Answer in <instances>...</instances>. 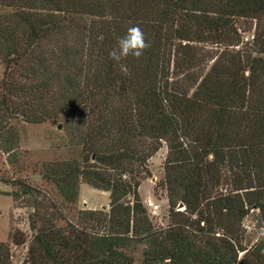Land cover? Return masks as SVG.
I'll use <instances>...</instances> for the list:
<instances>
[{
    "label": "trees",
    "instance_id": "obj_1",
    "mask_svg": "<svg viewBox=\"0 0 264 264\" xmlns=\"http://www.w3.org/2000/svg\"><path fill=\"white\" fill-rule=\"evenodd\" d=\"M0 7V150L17 162L18 123L47 121L80 150L43 164L55 195L24 181L9 192L33 208V234L0 240V264L13 244H28L30 264H264L244 224L253 211L264 226V0ZM238 18L257 20L253 41ZM135 25L151 47L110 59ZM164 146L170 221L158 226L139 188ZM82 182L109 192V211L76 209Z\"/></svg>",
    "mask_w": 264,
    "mask_h": 264
},
{
    "label": "rangeland",
    "instance_id": "obj_2",
    "mask_svg": "<svg viewBox=\"0 0 264 264\" xmlns=\"http://www.w3.org/2000/svg\"><path fill=\"white\" fill-rule=\"evenodd\" d=\"M5 11L4 8L0 7V13ZM236 22L241 33L256 35V19L238 18ZM4 68L0 59V77L4 72ZM18 129L21 140L17 162H10L8 156L0 150V240L2 241L9 240L11 232L15 229L24 231L29 237L33 234L29 223V215L33 208L26 205L24 198H20L16 202L9 192L18 190V182L24 181L33 186L50 190L55 195L54 185L45 181L41 175L43 164L78 158L80 153L79 148L72 144L65 127L57 122H20L18 123ZM166 155L167 148L164 146L149 160L151 176L143 178L139 188L150 216L158 226H167L170 221L169 201L166 191L157 186L164 176ZM2 179L8 181L4 182ZM148 200L158 203L160 209L155 213L152 212L147 204ZM109 201V192L96 189L82 182L79 201L75 207L76 209L109 211L111 208L108 206ZM65 212H67V209H65ZM257 218L258 214L252 211L244 221L247 238L252 239L253 242V237L247 229L252 224L259 227ZM11 252L12 264H30L28 263V244H13Z\"/></svg>",
    "mask_w": 264,
    "mask_h": 264
},
{
    "label": "clouds",
    "instance_id": "obj_3",
    "mask_svg": "<svg viewBox=\"0 0 264 264\" xmlns=\"http://www.w3.org/2000/svg\"><path fill=\"white\" fill-rule=\"evenodd\" d=\"M150 47L151 43L147 40L141 27L130 26L124 35L117 38L115 46L109 52V57L117 63L129 56L139 59ZM247 230L255 243L264 242V226L257 227L252 224Z\"/></svg>",
    "mask_w": 264,
    "mask_h": 264
},
{
    "label": "built area",
    "instance_id": "obj_4",
    "mask_svg": "<svg viewBox=\"0 0 264 264\" xmlns=\"http://www.w3.org/2000/svg\"><path fill=\"white\" fill-rule=\"evenodd\" d=\"M255 35L254 34H244L243 33V42H250L253 41ZM147 204L152 212H157L160 209V205L158 203H155L152 200H148ZM110 207V205H108Z\"/></svg>",
    "mask_w": 264,
    "mask_h": 264
}]
</instances>
